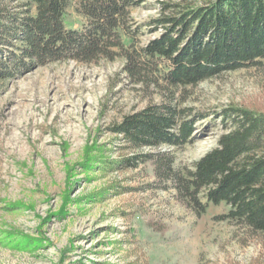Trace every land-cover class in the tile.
<instances>
[{
	"label": "rangeland",
	"instance_id": "rangeland-1",
	"mask_svg": "<svg viewBox=\"0 0 264 264\" xmlns=\"http://www.w3.org/2000/svg\"><path fill=\"white\" fill-rule=\"evenodd\" d=\"M22 1L0 0L15 9ZM210 2L139 0L128 23L135 38L113 57L26 61L0 74V264H264V232L227 218L225 202L203 213L187 206L143 156L159 150L194 168L233 126L230 106L264 113V67L177 86L163 77L165 63L128 69L126 54L164 31L154 19L174 4L182 12ZM65 21L77 30L88 22L77 1ZM1 46L0 59L19 53ZM156 105L193 121L190 140L132 148L114 127Z\"/></svg>",
	"mask_w": 264,
	"mask_h": 264
},
{
	"label": "trees",
	"instance_id": "trees-1",
	"mask_svg": "<svg viewBox=\"0 0 264 264\" xmlns=\"http://www.w3.org/2000/svg\"><path fill=\"white\" fill-rule=\"evenodd\" d=\"M73 1L88 20L81 30L69 28L65 21ZM138 3L23 0L15 9L0 2V52L5 53L1 45L5 49L18 45L19 52L0 59V74H12L26 61L41 65L67 58L92 62L113 57L114 48L124 49L125 36L135 38L128 23L130 9ZM179 7L174 4V12L154 19L165 28L159 36L126 54L130 72L141 75L140 63H165L163 77L177 86L198 84L243 66L264 67V0H212L182 12ZM226 114L233 118V126L194 168L176 167L174 159L159 150L143 156L155 164L157 176L174 183L187 206L203 213L210 203L225 202L231 206L227 218L264 232V113L230 106ZM114 129L126 136L134 149L155 148L162 142H188L193 121L177 120L175 106L156 105L127 115Z\"/></svg>",
	"mask_w": 264,
	"mask_h": 264
}]
</instances>
